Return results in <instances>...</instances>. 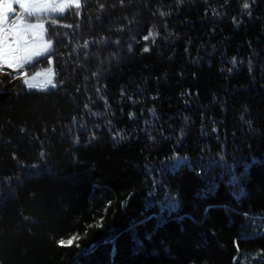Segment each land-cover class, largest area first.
Segmentation results:
<instances>
[{
    "label": "trees",
    "instance_id": "16d2710c",
    "mask_svg": "<svg viewBox=\"0 0 264 264\" xmlns=\"http://www.w3.org/2000/svg\"><path fill=\"white\" fill-rule=\"evenodd\" d=\"M244 2L63 17L81 65L0 91V264H264V0Z\"/></svg>",
    "mask_w": 264,
    "mask_h": 264
},
{
    "label": "rangeland",
    "instance_id": "374dc122",
    "mask_svg": "<svg viewBox=\"0 0 264 264\" xmlns=\"http://www.w3.org/2000/svg\"><path fill=\"white\" fill-rule=\"evenodd\" d=\"M9 1L0 0V91L57 88L67 65H81L76 58L83 43L62 22L79 8L80 0H56V8L48 7L46 0H27L23 11ZM60 55L64 59L58 64L55 58Z\"/></svg>",
    "mask_w": 264,
    "mask_h": 264
},
{
    "label": "crops",
    "instance_id": "0c3cea01",
    "mask_svg": "<svg viewBox=\"0 0 264 264\" xmlns=\"http://www.w3.org/2000/svg\"><path fill=\"white\" fill-rule=\"evenodd\" d=\"M25 1H27V0H11V1H9V4L12 8H17L19 11H23V9L25 7V4H24ZM43 1H45V0H43ZM48 1H49V3L47 2V0L45 1V4L48 7H51V8L57 7V1L56 0H48ZM60 5H61V3H60Z\"/></svg>",
    "mask_w": 264,
    "mask_h": 264
},
{
    "label": "snow or ice",
    "instance_id": "6c2138e0",
    "mask_svg": "<svg viewBox=\"0 0 264 264\" xmlns=\"http://www.w3.org/2000/svg\"><path fill=\"white\" fill-rule=\"evenodd\" d=\"M250 7V3L248 2V0H245V2H244V4H243V8L244 9H248ZM233 63L235 64V61H233ZM69 245H71L72 244V240H69L68 242H67Z\"/></svg>",
    "mask_w": 264,
    "mask_h": 264
}]
</instances>
